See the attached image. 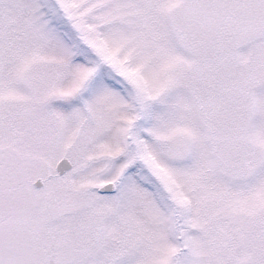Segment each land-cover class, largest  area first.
Returning <instances> with one entry per match:
<instances>
[{"label": "snow or ice", "instance_id": "6c2138e0", "mask_svg": "<svg viewBox=\"0 0 264 264\" xmlns=\"http://www.w3.org/2000/svg\"><path fill=\"white\" fill-rule=\"evenodd\" d=\"M0 264H264V0H0Z\"/></svg>", "mask_w": 264, "mask_h": 264}]
</instances>
